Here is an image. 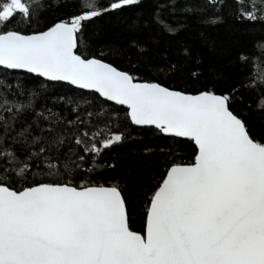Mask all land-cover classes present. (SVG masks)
<instances>
[{
  "label": "snow or ice",
  "instance_id": "obj_1",
  "mask_svg": "<svg viewBox=\"0 0 264 264\" xmlns=\"http://www.w3.org/2000/svg\"><path fill=\"white\" fill-rule=\"evenodd\" d=\"M0 264H264V0H0Z\"/></svg>",
  "mask_w": 264,
  "mask_h": 264
},
{
  "label": "trees",
  "instance_id": "obj_2",
  "mask_svg": "<svg viewBox=\"0 0 264 264\" xmlns=\"http://www.w3.org/2000/svg\"><path fill=\"white\" fill-rule=\"evenodd\" d=\"M89 2L95 3L96 0H89ZM151 139H155V138H151Z\"/></svg>",
  "mask_w": 264,
  "mask_h": 264
}]
</instances>
